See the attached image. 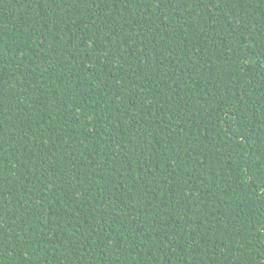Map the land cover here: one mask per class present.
Segmentation results:
<instances>
[{
	"label": "trees",
	"instance_id": "1",
	"mask_svg": "<svg viewBox=\"0 0 264 264\" xmlns=\"http://www.w3.org/2000/svg\"><path fill=\"white\" fill-rule=\"evenodd\" d=\"M0 264H264V0H0Z\"/></svg>",
	"mask_w": 264,
	"mask_h": 264
}]
</instances>
